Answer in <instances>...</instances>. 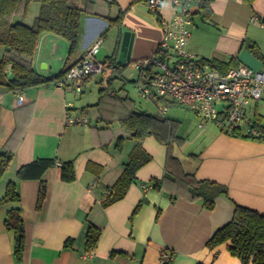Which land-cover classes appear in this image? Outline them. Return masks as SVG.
Here are the masks:
<instances>
[{"label": "crops", "instance_id": "1", "mask_svg": "<svg viewBox=\"0 0 264 264\" xmlns=\"http://www.w3.org/2000/svg\"><path fill=\"white\" fill-rule=\"evenodd\" d=\"M211 7L213 24L207 26L211 34L192 30L188 49L199 58L234 59L264 70V62L250 49V44L257 45L260 39L251 35L248 24V18L253 23V16L264 21V0H254L252 4L246 0H213ZM96 10L111 17L122 12L121 21L111 26L101 15L86 14L79 45L72 55L65 37L42 33L32 58L33 68L44 75H54L78 63L99 38L103 41L96 58L106 61L116 55L119 61L125 31L133 32L135 39L131 57L124 63L135 64L158 50L165 22L173 18L177 7L173 0H159L157 8L149 0H97ZM249 36L251 43L247 42ZM207 42L212 44L209 49ZM44 61L47 63L40 67ZM111 69L109 65L104 73L109 74ZM89 80H85L84 91ZM19 91L23 102L19 101ZM82 93L70 86L60 88L54 82L22 90L0 85V152L9 150L14 154L0 181V198L7 185L16 182L26 228L24 258L18 263L14 235L5 227L10 206L0 205V264H242L231 254L228 243L211 249L207 242L231 221L236 203L264 213V142L230 135L214 124L200 127L198 123L193 138L199 140L193 151L181 156L171 149L185 172L228 187V195L218 196L215 208L210 210L201 200L192 199L187 187L166 177L168 147L154 136H147L140 143L153 159L139 169L137 181L123 199L104 206L106 188L123 173L137 140L125 130L113 132L101 125L67 124L68 110L72 114L89 113L91 105L80 107L75 101L76 95ZM258 107L259 102L255 111ZM145 111L154 113L158 109ZM120 135L126 137L125 147L129 149L116 148ZM39 158H54L57 164L48 168L42 179H19L18 170ZM65 161L75 164L74 181L60 176ZM89 162L101 165V173H96V167L88 169ZM175 167L170 166L168 172L175 171ZM153 179L162 185L155 188ZM42 181L46 192L39 205ZM143 184L150 188L145 190ZM141 201L143 204L134 213ZM90 225L101 230L99 241L92 248L87 247ZM69 238L73 244L66 246ZM164 252L170 253V258L161 262Z\"/></svg>", "mask_w": 264, "mask_h": 264}, {"label": "trees", "instance_id": "2", "mask_svg": "<svg viewBox=\"0 0 264 264\" xmlns=\"http://www.w3.org/2000/svg\"><path fill=\"white\" fill-rule=\"evenodd\" d=\"M137 1V0H135ZM252 4L254 0H246ZM213 0H191L190 8L193 16H200L206 23L213 24L211 7ZM39 4V10L33 23H26L32 4ZM97 0H85L81 6V0H0V47H3V54L0 57V85H5L11 90H22L30 86L48 85L64 77L68 70L74 65H68L58 73L47 76L38 72L32 65V58L35 54L39 37L44 32H54L65 37L70 43L69 55H72L80 41L83 32V17L89 15H101L105 17L111 26L121 21L122 12L117 17L105 16L96 10ZM22 18L21 20L16 19ZM264 23V21H262ZM250 49L264 62V54L259 47L253 43ZM212 66L228 70L230 67L239 65L234 59L230 61L220 59L204 58ZM112 72H122L128 65L120 63L116 55L110 58ZM114 78H108V87L102 88L101 99L109 95L113 88ZM111 97L127 102L129 97H120L117 92L112 91ZM152 101L157 109L160 103L169 107L180 105L177 102L166 98H153ZM101 102V101H100ZM264 118L256 111V125L261 130L257 137L245 134L240 128L233 126L226 130L228 134L264 142ZM122 128L129 133L130 137L137 140L132 148L129 159L124 163L123 173L112 186L106 188L108 196L102 201L104 206L115 203L125 197L129 187L137 181V172L141 167L149 163L153 156L148 153L140 143L147 136H154L159 142L168 147L167 173L176 183L182 184L189 189L192 199L201 200L204 207L214 209L216 199L220 195H228V187L219 182L209 179H197L195 174L187 173L182 169L179 158L171 153L175 142L181 141L177 130L180 121L167 117L159 110L149 113L139 108H132L127 115L120 120ZM109 127H102L106 130ZM110 129V128H109ZM116 148L123 151L126 146V137L118 136ZM13 152L9 150L0 152V181L9 168L13 159ZM57 164L54 158H39L23 165L17 173L19 179H42L44 172ZM175 167V171L168 172V168ZM96 167L100 174L102 166L95 162H89L88 169ZM171 175V176H170ZM60 176L65 181L76 179V168L73 161H65L60 167ZM154 180V179H153ZM154 187L161 186V181L154 180ZM46 192V183L41 182L39 205L42 203ZM143 202L141 201L134 210L136 213ZM0 205H9L5 217L7 231L14 235V255L18 263L23 262L26 248V228L22 216L21 195L16 182L7 185L5 195L0 198ZM133 213V214H134ZM101 230L95 225H90L87 233V247H95L99 241ZM69 238L65 245L73 244ZM228 243V249L232 255L238 257L242 264H264V213L256 209L235 204V210L231 221L219 228L208 240L207 246L215 249L220 245ZM170 254V253H169Z\"/></svg>", "mask_w": 264, "mask_h": 264}, {"label": "built area", "instance_id": "3", "mask_svg": "<svg viewBox=\"0 0 264 264\" xmlns=\"http://www.w3.org/2000/svg\"><path fill=\"white\" fill-rule=\"evenodd\" d=\"M177 11L164 25L158 50L150 57L135 63L138 70L136 86L139 95L146 99L166 98L187 107L199 117V126L214 124L227 132L233 126L245 134L257 137L261 130L256 125V104L264 99V70L239 64L226 71L212 66L188 49L194 24L190 9L191 0H173ZM157 8L159 0H149ZM253 22L264 23L257 16ZM103 39L92 44L82 59L74 64L66 75L55 81L56 86H68L82 93L86 78L107 70L110 60L96 58ZM19 101L23 96L19 91ZM71 105L70 103L67 104ZM158 110L166 115L168 106L160 103ZM69 125H88L91 118L81 112L67 111ZM146 190L150 187L143 184ZM170 258L168 252L161 255V262Z\"/></svg>", "mask_w": 264, "mask_h": 264}, {"label": "rangeland", "instance_id": "4", "mask_svg": "<svg viewBox=\"0 0 264 264\" xmlns=\"http://www.w3.org/2000/svg\"><path fill=\"white\" fill-rule=\"evenodd\" d=\"M84 0H81V6L83 5ZM191 7V6H190ZM191 9V8H190ZM39 10V4L34 3L32 4L29 15L27 18L22 19L17 17L16 19L24 20L26 23H33L35 16L37 15ZM248 24L250 27V33L253 36L258 37L260 39L259 47L261 53L264 54V27H261L257 22H251L250 18H248ZM211 26L209 23H206L200 16H195L194 24L192 30H197L200 32L201 30H207ZM200 30V31H199ZM208 34H211L208 33ZM201 37V35H200ZM199 39V35L196 36V40ZM251 36L248 37L247 42L251 43ZM39 42V41H38ZM43 42V41H42ZM208 44V42H207ZM212 46V44H208V49ZM43 48V46H42ZM1 50L3 47H0V57H1ZM60 50H62L60 48ZM43 51H46V47ZM60 53H63L60 51ZM57 52V57L60 58L61 54ZM43 63H47L46 61L39 64L42 67ZM260 70V69H259ZM105 72V71H104ZM101 73L92 75L88 78L90 80L86 83L85 91L80 94L76 95L77 99L76 102L79 103V106L82 105H91L89 107V117L91 118L90 125H101V127L108 126L110 130L116 132L118 130H124L121 126V118L124 117L129 113L132 108H139L148 111H156L157 108L155 104L151 101H148L142 98L139 95V91L136 86V78L138 77V70L133 62L129 63L122 72H110ZM113 77V85L111 87L113 90L109 91L110 96L107 95L101 99V89L104 87H108V78ZM86 78V79H88ZM112 91L117 92L118 96L120 97H129L127 102L117 100L112 96ZM101 101V102H100ZM258 113L263 116L264 118V101H259ZM99 115V116H98ZM97 116L99 119H97ZM167 117L173 118L175 120L180 121V125L178 127L177 133L178 136L182 138L181 141H177L173 144L172 149L175 154L185 156L188 155L191 151L194 150L196 142L199 140H194L193 136L197 132L198 128V120L199 117L187 107L181 105H174L169 107V110L166 113ZM200 121V120H199ZM264 122V120H263ZM89 129V127H86ZM195 141V142H192ZM126 149L128 147H125ZM124 148V150H125ZM129 149V148H128Z\"/></svg>", "mask_w": 264, "mask_h": 264}, {"label": "water", "instance_id": "5", "mask_svg": "<svg viewBox=\"0 0 264 264\" xmlns=\"http://www.w3.org/2000/svg\"><path fill=\"white\" fill-rule=\"evenodd\" d=\"M135 34L131 31L123 32L121 51L119 55V62L124 63L126 59L131 57V52L134 44Z\"/></svg>", "mask_w": 264, "mask_h": 264}]
</instances>
